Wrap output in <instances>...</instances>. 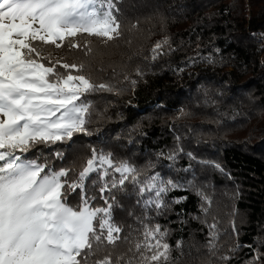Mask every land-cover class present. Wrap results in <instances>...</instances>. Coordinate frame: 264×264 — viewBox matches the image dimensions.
I'll use <instances>...</instances> for the list:
<instances>
[{
  "label": "trees",
  "instance_id": "1",
  "mask_svg": "<svg viewBox=\"0 0 264 264\" xmlns=\"http://www.w3.org/2000/svg\"><path fill=\"white\" fill-rule=\"evenodd\" d=\"M119 7L126 22L121 38L107 45L96 38L80 43L92 40L93 68L104 69L101 81L112 78L124 91L89 97L96 105L88 126L93 135L77 134L70 146H53L65 159L53 158L52 164L75 163L78 172L81 158L94 147L148 175L192 181L195 189L168 194V200L187 199L171 205L164 217L145 212L137 186L129 183L117 192L114 216L122 235L136 237L147 215L169 230L171 245L183 242L182 249L173 247L175 264H226L221 255L231 257L227 264H247L264 253V0H120ZM166 37L173 51L153 60V47ZM46 47L43 54L53 59L83 57L80 50L66 54ZM209 55L214 63L203 59ZM138 67L142 76L136 75ZM113 69L135 80V86L122 75L113 77ZM181 109L190 115L177 118ZM177 136L184 152L196 159L182 154L169 167L172 162L158 154L166 157L177 146ZM43 151L50 155L49 149ZM201 161L219 163L224 172ZM189 164L191 170L184 171ZM196 189L212 200L208 215L200 211ZM77 199L69 196L70 202ZM214 220L220 238L216 255L210 256L205 245ZM236 245L238 250L229 252Z\"/></svg>",
  "mask_w": 264,
  "mask_h": 264
},
{
  "label": "snow or ice",
  "instance_id": "2",
  "mask_svg": "<svg viewBox=\"0 0 264 264\" xmlns=\"http://www.w3.org/2000/svg\"><path fill=\"white\" fill-rule=\"evenodd\" d=\"M119 4L120 0H0V264H175L173 247L182 249V241L171 245L169 230L147 215L135 230L136 237L122 235L124 228L114 216L116 193L125 191L129 183L137 186L145 212L164 217L171 205L187 199L168 200V194L195 189L192 181L148 175L127 160L116 161L112 152L94 147L81 158L78 172L75 163L59 168L52 164L53 158L65 159V153L52 150L53 146H70L77 134L93 135L88 126L96 105L89 97L124 91L112 78L101 81L99 73L104 69L93 68L92 40L80 43L81 38H96L107 45L121 38L126 22ZM46 46L66 54L80 50L83 57L72 62L53 59L43 54L49 50ZM170 51L166 37L155 44L151 58ZM203 59L214 63L211 55ZM112 71L113 77L122 75L135 86L127 74ZM136 75H143L139 67ZM188 115L181 109L177 118ZM176 140L177 146L166 157L158 154L172 162L169 167L182 154L196 159L184 152L179 136ZM44 149L50 150L49 156H44ZM201 163L224 172L219 163ZM190 170L191 164L184 169ZM73 194L78 199L70 202ZM196 195L202 201L200 211L208 215L211 198L199 189ZM208 228L205 246L215 256L220 238L215 220ZM121 244L126 247L121 249ZM219 259L227 264L231 257ZM262 259L264 253L247 264Z\"/></svg>",
  "mask_w": 264,
  "mask_h": 264
}]
</instances>
